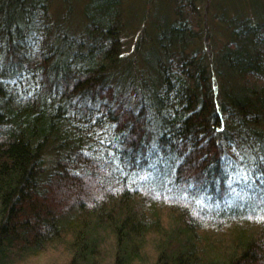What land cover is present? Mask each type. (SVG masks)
Here are the masks:
<instances>
[{
  "label": "trees",
  "instance_id": "1",
  "mask_svg": "<svg viewBox=\"0 0 264 264\" xmlns=\"http://www.w3.org/2000/svg\"><path fill=\"white\" fill-rule=\"evenodd\" d=\"M54 1L0 0V264H264L260 3Z\"/></svg>",
  "mask_w": 264,
  "mask_h": 264
},
{
  "label": "rangeland",
  "instance_id": "2",
  "mask_svg": "<svg viewBox=\"0 0 264 264\" xmlns=\"http://www.w3.org/2000/svg\"><path fill=\"white\" fill-rule=\"evenodd\" d=\"M67 0H55L54 4H53V10H52V14L56 15V13L59 11V13H62V11H64L65 9V2ZM80 2H73V5H75L73 12H72V17H71V22L70 24L72 26H74L75 28H78L79 24L82 22V15H83V9L85 7V0H79ZM128 0H125V2ZM155 1V5H154V10L156 9L157 12H159V14H163V13H168L169 9L167 7H165L162 3V0H154ZM257 2L260 3L259 7L260 9H262L264 11V2H260L259 0H255ZM220 3V6L222 5L223 8L225 7V9H229L231 10V12H237L240 11L246 15L249 14H253L255 12V7L252 6L251 0H207L205 3L210 5V14H209V19L211 20L213 17V13L216 11V9H214L213 5ZM145 4V0H129L128 1V5H126L127 8V13L129 16H133L136 13L140 12L142 10V7ZM221 6V7H222ZM258 8V7H257ZM219 30L215 33V35L217 36L219 33ZM140 35V31L139 30H135L134 34L132 33H128L123 37V42H124V51L122 52V57L123 58H132V55L134 53V49H136V42H137V38ZM219 40L222 39V36H220L218 38ZM131 88H134V86H132ZM128 91L130 92L131 89H128ZM128 92V93H129ZM129 99L135 103L136 102V95L135 93L133 94L132 92L129 93ZM221 98V96H220ZM91 169H92V165H91ZM93 171L90 174V172L87 174H85V176H88L90 178V175L93 176ZM90 174V175H89ZM96 179V178H95ZM94 179V180H95ZM92 179V181H94ZM91 181V180H90ZM143 195L148 196V194H146L143 190V192H141ZM143 195H135L134 199L136 201V203H147L150 204V202H147V197L143 196ZM51 200L49 201V203L54 204V203H60L63 202L62 200L65 199L66 195L64 193H62V191H57V189L55 191H53L52 195L50 196ZM146 200V201H145ZM149 200V199H148ZM261 202V201H259ZM68 204H70L69 202H67ZM160 205V204H159ZM54 206H56V204H54ZM160 209V215H162V219L164 221H168V217L170 216L169 214L172 213L174 215H178V216H185L188 215L191 217V215L188 213V211L182 207L180 208L181 211L179 209L176 208H170L164 204H161V206H159ZM199 208L197 207V205L194 203L193 205V211H197ZM193 216V215H192ZM191 219H193L191 217ZM150 248V259L151 257V253H152V248L149 246ZM71 256V252L69 251L67 245L65 246L64 244L58 245V247L56 248H51L49 249L47 252H45L44 255L39 256V257H35V258H31L28 261H19V262H15L14 264H67L68 263V259H70ZM109 255L106 258V260H104L103 262H101V264H112V260L109 259ZM113 259V258H112Z\"/></svg>",
  "mask_w": 264,
  "mask_h": 264
}]
</instances>
